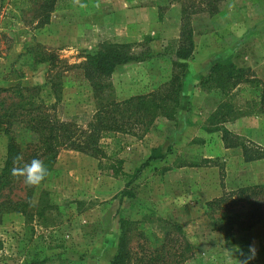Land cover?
<instances>
[{
	"label": "rangeland",
	"instance_id": "1",
	"mask_svg": "<svg viewBox=\"0 0 264 264\" xmlns=\"http://www.w3.org/2000/svg\"><path fill=\"white\" fill-rule=\"evenodd\" d=\"M30 1L0 0V88H40L41 100L52 107L56 99L49 73L62 72L64 91L56 115L63 121L78 119L86 124L97 113L94 90L77 66L105 42L133 44L141 59L148 58L118 68L107 82L110 98L118 101L149 94L170 81L183 25L193 30L195 48L189 64L206 60L210 45L220 52L229 49L232 58L221 62L232 61L243 69L244 77L227 92L213 84L203 86L202 80L196 86L198 95L180 101L175 120L159 118L142 136L121 134L124 174L114 175L97 158L62 150L49 178L34 190L35 203L47 194L49 208L43 216L0 214V264H29L46 258H61L66 264H111L122 234L121 221H126L136 246L151 248L164 240L166 222L182 225L194 248V257L186 264H240L245 259L241 251L248 253L253 241L257 254L250 264H264V220L244 227L253 210L249 202L256 198L209 209L208 203L227 191V161L220 155L205 158L217 154L221 140L239 142L238 147L250 155L264 153L247 135L238 136L225 127L243 117H255V123L243 121L246 124L240 127L255 137L264 134V113L258 106L261 88L252 82L264 83V0H168L169 6L159 10L162 31L132 41L126 21L138 19L140 7L135 0L125 4L111 0L107 16L121 18L125 27L108 40L97 39L90 28L101 13H91L89 0H68L41 28L34 23L35 12L22 5ZM214 8L219 10L216 17L210 14ZM209 19L213 23L206 24ZM44 51L70 68L60 64L51 69L49 63H40ZM19 94L0 95V117L19 103ZM8 127L0 121V176L8 156ZM12 130L25 149L33 134L20 122ZM153 155L161 157L146 165ZM25 188L20 182L4 194L24 199ZM260 207L263 217L264 203ZM229 221V232L215 228L216 223L222 226ZM135 250L143 254L142 248Z\"/></svg>",
	"mask_w": 264,
	"mask_h": 264
},
{
	"label": "trees",
	"instance_id": "2",
	"mask_svg": "<svg viewBox=\"0 0 264 264\" xmlns=\"http://www.w3.org/2000/svg\"><path fill=\"white\" fill-rule=\"evenodd\" d=\"M67 2L68 0H32L23 2L22 5L27 6L29 11L35 12L36 21L34 23H37L41 28L48 25L53 13ZM218 12L219 10L214 8L210 14L214 15ZM182 27L176 59L173 61L171 79L149 94L118 101L110 98L107 92V82L118 68L132 62L148 59L147 57L141 59V56L134 52L133 44L105 42L98 49L85 56V60L77 67L82 70L84 80L93 88L97 101V113L86 124L79 123L78 119L63 121L56 115V108L62 101L64 91L61 79L62 72L54 73V70H51L49 73V83L56 99V103L52 107H48L41 100L40 88H0V95L14 91L21 93L19 94L21 98L19 103L0 117V121L9 126L7 134L10 138L7 161L0 176V214L14 212L34 218L35 216H43L49 208L44 198L47 194L42 195L38 203L34 202L33 194L37 186L29 187L25 184L28 193L24 199L13 200L4 194L6 190L13 189L16 184L23 182V177L12 175L13 167H22L33 159L43 161L50 175L55 168L60 152L72 150L97 158L101 165L104 164L102 161L105 162L114 175L124 174L123 161L120 159L124 146L120 135L142 136L149 131L157 119L175 120L177 117L183 82L195 48L193 30L188 29L186 25ZM38 61L49 63L51 69L58 68L60 64L61 68H70V66L63 67L62 60L46 51L42 52ZM243 77V69L236 67L232 61L220 62L209 70L201 85L213 84L227 92L235 87ZM252 82L261 88L258 106L264 113V83L257 80H252ZM17 122L23 123L27 130L33 134L32 141L27 144L25 149L20 147L12 130L13 124ZM225 144L227 148L242 146L239 142L225 141ZM18 155H22L23 160L15 162V157ZM160 157L158 155L151 156L146 165ZM261 158H264V153L250 155L245 149L246 161ZM49 175L41 184L46 182ZM253 198H256V201L249 202ZM259 199L262 202H259ZM240 200L249 202L253 209L248 217L249 224L244 226L246 229L252 228L256 223L264 220V215L263 217L259 216L262 215L260 206L264 203V185L242 187L232 192L225 191L222 197L209 202L208 208L214 210L226 202L231 207ZM166 224L168 227L164 240L156 248H151L146 244L144 246L137 244L138 246H136L134 236L129 233L126 221H121L122 234L117 254L111 264H186L194 257L193 245L182 225L171 221L166 222ZM231 227L230 221L222 226L215 224L216 229L227 232L231 230ZM136 247L142 248L143 254L141 256L136 252ZM29 264H66V261L61 258L54 260L46 258Z\"/></svg>",
	"mask_w": 264,
	"mask_h": 264
},
{
	"label": "crops",
	"instance_id": "3",
	"mask_svg": "<svg viewBox=\"0 0 264 264\" xmlns=\"http://www.w3.org/2000/svg\"><path fill=\"white\" fill-rule=\"evenodd\" d=\"M125 2H133L134 0H123ZM91 2L90 6L93 7L91 13L100 12L101 16L97 18V21L90 25L91 29H94L96 38L99 39L100 36H104V40L115 38L117 36L116 32L122 30L125 27V23L121 18H110L107 16V10L111 5V0H89ZM135 2L140 7L138 13V19L132 18L129 21H126L128 24L126 27L130 28L129 39H135L136 36L144 38L146 36H153L159 34L162 31V24L159 19V10L163 7L169 6L168 0H135ZM91 9V8H90ZM136 15V14H133ZM215 16V15H214ZM216 17V16H215ZM214 17V18H215ZM118 19V21H117ZM118 22V23H117ZM206 24L213 23L212 19L205 20ZM97 24H101L96 26ZM101 26V27H99ZM128 41L129 40H124ZM122 41V42H124ZM231 50H226L223 52L219 51V48L213 47L210 45V48L207 49V59L203 60L201 63L195 62L191 63L188 66L185 79L183 82V91L181 96L182 101H190L193 99L192 95H198L197 84L204 80L209 70L212 68L215 63L221 62L228 58H232ZM204 69V70H203ZM198 70V73L193 74V71ZM251 120V121H250ZM246 123H255V117H243L242 119L236 120L234 122H229L225 127L230 131L235 133L238 136H245L250 139L254 145L258 148H261L264 151V134H258V137H255L254 133L250 132L248 134L240 127V125H245ZM253 135V138H250ZM217 155L226 157L227 165L225 177V186L228 190H238L242 187L255 186V185H264V158L257 159L254 161H246L245 153L243 147H234L227 148L225 142L221 140L217 144V154L215 155H205V158L217 157Z\"/></svg>",
	"mask_w": 264,
	"mask_h": 264
},
{
	"label": "clouds",
	"instance_id": "4",
	"mask_svg": "<svg viewBox=\"0 0 264 264\" xmlns=\"http://www.w3.org/2000/svg\"><path fill=\"white\" fill-rule=\"evenodd\" d=\"M78 2V0H77ZM83 7V5H81ZM23 160L22 155L15 157V162ZM14 162V163H15ZM12 175L15 177H23V182L29 186H39L45 178L49 175L48 169L45 167L43 161L39 159H33L29 163H25L22 167H13ZM257 248L256 243L253 241L252 244L248 246V253L241 251V255L245 259L240 260V264H250V262L256 259Z\"/></svg>",
	"mask_w": 264,
	"mask_h": 264
}]
</instances>
